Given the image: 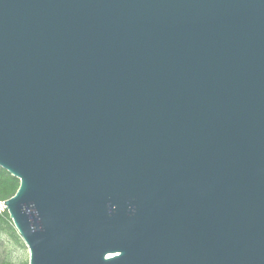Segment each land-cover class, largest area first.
<instances>
[{
    "label": "water",
    "instance_id": "obj_1",
    "mask_svg": "<svg viewBox=\"0 0 264 264\" xmlns=\"http://www.w3.org/2000/svg\"><path fill=\"white\" fill-rule=\"evenodd\" d=\"M0 167L29 264H264V0H0Z\"/></svg>",
    "mask_w": 264,
    "mask_h": 264
},
{
    "label": "trees",
    "instance_id": "obj_2",
    "mask_svg": "<svg viewBox=\"0 0 264 264\" xmlns=\"http://www.w3.org/2000/svg\"><path fill=\"white\" fill-rule=\"evenodd\" d=\"M19 186L20 181L0 167V201L6 202L11 199L16 194ZM0 232L6 234L16 245L25 247V243L15 229L7 209L0 212ZM0 264L17 263L9 259L0 258ZM20 264H29V261H24Z\"/></svg>",
    "mask_w": 264,
    "mask_h": 264
},
{
    "label": "rangeland",
    "instance_id": "obj_3",
    "mask_svg": "<svg viewBox=\"0 0 264 264\" xmlns=\"http://www.w3.org/2000/svg\"><path fill=\"white\" fill-rule=\"evenodd\" d=\"M0 258L20 264L29 261L30 254L26 245L25 247L16 245L6 234L0 232Z\"/></svg>",
    "mask_w": 264,
    "mask_h": 264
},
{
    "label": "built area",
    "instance_id": "obj_4",
    "mask_svg": "<svg viewBox=\"0 0 264 264\" xmlns=\"http://www.w3.org/2000/svg\"><path fill=\"white\" fill-rule=\"evenodd\" d=\"M6 209H7L6 204H5L4 202H1V201H0V212H1V211H4V210H6Z\"/></svg>",
    "mask_w": 264,
    "mask_h": 264
}]
</instances>
